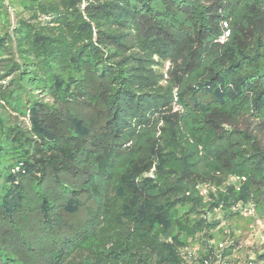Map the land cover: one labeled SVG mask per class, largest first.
Instances as JSON below:
<instances>
[{
  "label": "trees",
  "instance_id": "obj_1",
  "mask_svg": "<svg viewBox=\"0 0 264 264\" xmlns=\"http://www.w3.org/2000/svg\"><path fill=\"white\" fill-rule=\"evenodd\" d=\"M240 201L264 0H0V264H233Z\"/></svg>",
  "mask_w": 264,
  "mask_h": 264
},
{
  "label": "rangeland",
  "instance_id": "obj_2",
  "mask_svg": "<svg viewBox=\"0 0 264 264\" xmlns=\"http://www.w3.org/2000/svg\"><path fill=\"white\" fill-rule=\"evenodd\" d=\"M7 4V0H4ZM11 6V5H10ZM11 22H15V10L8 7ZM25 15H27L25 13ZM4 22L5 18H1ZM24 119V118H23ZM25 121L26 118H25ZM232 229H235L236 236L239 237V246L232 256L231 263L247 264L249 260L256 259V252L264 250V217L256 213V216L237 218L232 222ZM256 264H264L258 260Z\"/></svg>",
  "mask_w": 264,
  "mask_h": 264
},
{
  "label": "built area",
  "instance_id": "obj_3",
  "mask_svg": "<svg viewBox=\"0 0 264 264\" xmlns=\"http://www.w3.org/2000/svg\"><path fill=\"white\" fill-rule=\"evenodd\" d=\"M206 190L205 187H203L202 192ZM234 210L240 212L241 215L246 217H252L256 216V207L253 203H243L242 201L236 203L233 207ZM220 247H223V243H220Z\"/></svg>",
  "mask_w": 264,
  "mask_h": 264
}]
</instances>
